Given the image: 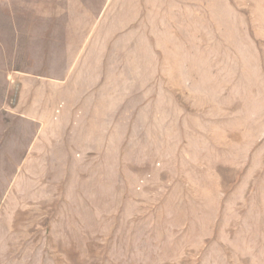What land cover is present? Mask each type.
<instances>
[{
  "label": "rangeland",
  "instance_id": "obj_1",
  "mask_svg": "<svg viewBox=\"0 0 264 264\" xmlns=\"http://www.w3.org/2000/svg\"><path fill=\"white\" fill-rule=\"evenodd\" d=\"M0 264H264V0H0Z\"/></svg>",
  "mask_w": 264,
  "mask_h": 264
}]
</instances>
